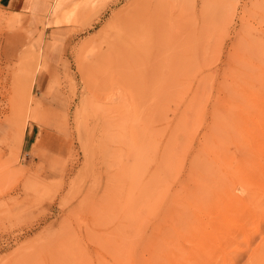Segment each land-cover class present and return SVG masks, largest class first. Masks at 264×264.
Masks as SVG:
<instances>
[{
	"label": "rangeland",
	"instance_id": "obj_1",
	"mask_svg": "<svg viewBox=\"0 0 264 264\" xmlns=\"http://www.w3.org/2000/svg\"><path fill=\"white\" fill-rule=\"evenodd\" d=\"M21 24L0 7V264H264V0H54L7 41Z\"/></svg>",
	"mask_w": 264,
	"mask_h": 264
},
{
	"label": "crops",
	"instance_id": "obj_2",
	"mask_svg": "<svg viewBox=\"0 0 264 264\" xmlns=\"http://www.w3.org/2000/svg\"><path fill=\"white\" fill-rule=\"evenodd\" d=\"M53 2L54 0H0V7L4 9L6 13L16 15L22 22L21 27L23 26L26 30L28 29L24 32L17 31L6 33L5 37L7 38V41L11 43L15 41L17 44H20L23 41L26 43L27 39L28 41L31 39L26 37V33L33 31L34 29H36L37 32L33 37H37L39 31L41 32L42 29L40 30V27L35 25V23L43 19L45 15H48ZM25 45L26 44H22L21 48ZM34 135L35 133L33 129L27 132L25 136V146L33 145L32 140Z\"/></svg>",
	"mask_w": 264,
	"mask_h": 264
},
{
	"label": "bare ground",
	"instance_id": "obj_3",
	"mask_svg": "<svg viewBox=\"0 0 264 264\" xmlns=\"http://www.w3.org/2000/svg\"><path fill=\"white\" fill-rule=\"evenodd\" d=\"M47 20V19H46ZM29 59H32V58H29ZM37 60V59H36ZM35 60V61H36ZM34 61V60H33ZM32 62V64L30 65V63H26V65H30V66H33V67H31L32 68V70H34L33 68L35 67V65L37 64V62L38 61H36V62ZM34 63H35V65H34ZM40 65V64H39ZM41 66V65H40ZM28 67V66H27ZM30 69V68H29ZM28 69V70H29ZM258 69H259V67H258ZM27 70V69H26ZM36 70V69H35ZM254 72H256L255 70H257V69H255V67H254V69H252ZM252 71V72H253ZM34 72V71H33ZM251 73V72H250ZM30 74V73H29ZM28 74V76H30ZM24 77H25V75H24ZM31 77V81L33 80L32 79V77L33 76H30ZM254 79V78H253ZM15 80H17V79H15ZM20 80V79H19ZM25 79H23V75H22V79L20 80V81H24ZM30 81V78L28 79V82H31ZM253 81V80H252ZM27 82V83H28ZM260 82V81H259ZM26 83V82H25ZM251 84V83H250ZM246 85H247V83H246ZM242 86V85H241ZM250 86V85H249ZM252 86V85H251ZM247 87H248V85H247ZM244 88V87H243ZM249 88V87H248ZM243 90V89H242ZM239 91V90H238ZM248 91V90H247ZM29 94V93H28ZM22 94L19 92V93H16V94H14L13 95V100H14V102H13V104H12V107H10L11 108V110H12V112L11 113H13L14 114V116H16L17 114L16 113H14V112H16L15 110H18L21 106H22V97L20 98V100H18L19 99V97L17 98V96H21ZM246 95V94H245ZM251 95V94H250ZM23 96V95H22ZM26 96V95H25ZM244 97V96H243ZM242 97V98H243ZM258 97V96H257ZM28 99H29V97H27ZM238 98V97H237ZM27 99V100H28ZM249 101H250V99L249 98H247ZM252 99V98H251ZM258 100V99H257ZM239 101H241V100H239ZM239 101H237L238 102V105H239ZM252 101V100H251ZM236 102V103H237ZM244 103H245V101H244ZM191 104V103H190ZM248 104V103H247ZM191 106H192V104H191ZM240 106V105H239ZM242 106V105H241ZM240 106V108H241V110L243 109L242 107ZM244 106V105H243ZM186 108H188V107H186ZM186 108H185V110H186ZM229 108V107H228ZM233 108V107H232ZM194 109V108H193ZM251 109H252V107H251ZM14 110V111H13ZM22 110V109H21ZM198 110H199V108H198ZM187 111V110H186ZM239 111V110H238ZM20 112H22V111H20ZM218 112V111H217ZM228 112V111H227ZM252 112V111H251ZM190 113V112H189ZM261 113V112H260ZM261 114H264V113H261ZM252 115H254V113L252 114ZM252 115H250V117L252 116ZM243 116H245L244 114H243ZM18 118H19V116H17ZM190 117V116H189ZM218 117V116H217ZM226 117V116H225ZM236 116H234L233 118H235ZM248 117H249V115H248ZM11 118H13V116H12V114H11ZM17 118V119H18ZM20 118H21V115H20ZM14 119V118H13ZM12 119V120H13ZM224 119V118H223ZM239 119H240V117H239ZM254 119V118H253ZM14 120H16V119H14ZM179 120V119H178ZM186 120H187V118H186ZM233 120V119H232ZM183 121H184V119H183ZM182 121V122H183ZM25 122V121H24ZM24 122H22V123H17V120H16V124H18L17 125V129H16V134H15V141H16V143H17V145H20L21 144V142H22V140H23V137H24V132H25V125H24ZM188 122V121H187ZM239 122V121H238ZM241 122V121H240ZM236 123V122H235ZM237 124V123H236ZM251 124V123H250ZM253 125V124H252ZM257 125H259V124H257ZM241 126V125H240ZM236 128V127H235ZM240 128V127H239ZM236 130V129H235ZM243 130V129H242ZM242 130H240V131H242ZM243 132V131H242ZM242 132H239V133H241L242 134ZM247 135H249V133L247 134ZM255 135V134H254ZM243 136V135H242ZM247 138L249 137V136H246ZM250 138V137H249ZM248 138V139H249ZM246 139V138H245ZM242 141V140H241ZM247 141V140H246ZM248 142H249V140H248ZM234 143V142H233ZM249 144H251V143H249ZM249 144H247V146H249ZM257 144H258V142H257ZM256 144V145H257ZM262 145H264V144H262ZM235 146V145H234ZM237 146V145H236ZM235 146V147H236ZM242 146H244V145H242ZM238 149H240L241 147L238 145ZM252 147H253V145H252ZM247 148V147H246ZM250 148V147H249ZM257 148H259V146H257ZM261 148V147H260ZM235 149V148H234ZM242 149V148H241ZM248 149V148H247ZM246 149V150H247ZM252 149V148H251ZM262 149V148H261ZM19 150V149H18ZM229 150V149H228ZM228 150H225V151H228ZM242 150H244V152H245V149L243 148ZM236 151H237V149H236ZM240 151V150H239ZM238 151V152H239ZM249 151V150H248ZM241 152V151H240ZM243 152V151H242ZM241 152V153H242ZM252 152H255V151H252ZM240 153V154H241ZM246 153L247 152H245V156H246ZM234 154H236V152L234 153ZM250 155V154H249ZM248 155V156H249ZM259 155V154H258ZM238 156V155H237ZM247 156V157H248ZM241 157H242V154H241ZM252 157V156H251ZM244 158V157H243ZM249 158V157H248ZM237 159H239L240 160V156H239V158H237ZM245 159V158H244ZM235 161V160H234ZM236 163H238V162H236ZM240 163H241V161H240ZM245 163V162H244ZM256 163V162H255ZM259 163V162H258ZM257 163V164H258ZM239 164V163H238ZM247 165H249V163L247 164ZM259 165V164H258ZM262 166H264V165H262ZM246 167V166H245ZM249 167V166H248ZM250 168V167H249ZM238 171H236V173H237ZM251 172V171H250ZM249 172V173H250ZM248 173V172H247ZM223 174V173H222ZM225 174V173H224ZM247 175V174H246ZM222 176H224V178H225V175H222ZM227 177H228V175H226ZM195 177V176H194ZM254 177V176H253ZM262 177H264V176H262ZM219 178V177H218ZM222 178V177H221ZM251 178V177H250ZM233 179V178H232ZM238 179V178H237ZM219 180V179H218ZM223 180V179H222ZM225 180V179H224ZM227 181H229V180H227ZM214 183H215V181H213ZM217 182V181H216ZM220 182H221V180H220ZM219 182V183H220ZM230 182V181H229ZM228 182V183H229ZM260 182V181H259ZM262 184H264V183H262ZM205 185V184H204ZM221 185H222V183H221ZM220 185V186H221ZM227 185V184H226ZM240 186V185H239ZM227 187V186H226ZM240 188V187H239ZM241 188H243V187H241ZM248 189V188H247ZM224 190V189H223ZM244 190H246V188L245 189H242V191H244ZM225 191V190H224ZM248 191V190H247ZM222 192V191H221ZM248 192H250V191H248ZM235 193V192H234ZM224 199V198H223ZM248 199V198H247ZM250 200V199H249ZM227 201L229 202V203H227L228 205H230V206H232V207H236L237 208V206L239 207H241V205H243V198L242 197H240V195L239 196H237L236 194L235 195H231V194H229L228 195V198H227ZM224 202V201H223ZM227 205V206H228ZM239 207V208H240ZM230 208V207H229ZM242 208V207H241ZM240 208V209H241ZM226 210V209H225ZM224 210V211H225ZM239 211V210H238ZM242 211L243 210H241V212H240V214L242 213ZM244 211H245V209H244ZM235 212H237V211H235ZM260 212H264V211H261L260 210ZM175 213V212H174ZM181 218V217H180ZM207 219V218H206ZM210 219V218H209ZM178 225V224H177ZM175 232V231H174ZM176 233V232H175ZM230 238H232V237H230ZM262 247H264V245H262ZM262 249V248H261ZM260 253V252H259ZM175 260V259H174ZM177 260V259H176ZM194 261L196 260V257L193 259ZM199 260V259H198ZM173 260H171V262H172ZM197 261V260H196Z\"/></svg>",
	"mask_w": 264,
	"mask_h": 264
}]
</instances>
